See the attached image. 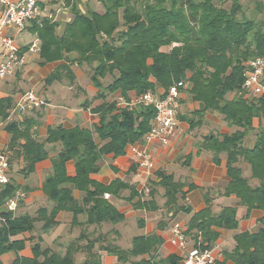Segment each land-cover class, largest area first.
<instances>
[{
    "label": "trees",
    "instance_id": "obj_1",
    "mask_svg": "<svg viewBox=\"0 0 264 264\" xmlns=\"http://www.w3.org/2000/svg\"><path fill=\"white\" fill-rule=\"evenodd\" d=\"M76 1L63 0L65 7L72 8V18L60 35L55 34L53 22L45 19L32 22L41 41L42 62L71 57L78 63L94 64L91 78L95 86L101 87L99 78L110 74L112 82L102 88V92L119 90L123 96L132 90L137 95L146 91L156 93L159 88L164 94L174 82H185V92L200 104L194 113L216 112L229 126L236 127L229 133H209L200 142L215 161L220 153L226 155L229 182L224 193L238 198V204L245 208L244 216L253 209L264 213L263 127H258L251 145L243 142L247 132L254 128V119L264 117V95H250L252 99L248 100L246 95L237 94L243 90L245 62L264 56V20L243 16L241 0H98L103 10L89 8L85 13L76 8ZM223 1L229 4L224 6ZM249 1L253 4L252 12L257 15L264 12V0ZM56 76L57 71L48 80ZM228 93L235 95L230 99L226 97ZM98 95L103 96V93ZM12 104L10 98L0 99V119L7 117ZM93 111L100 114L95 131L104 141L101 145L96 144L86 130L58 126L48 129L44 142L28 137L22 146L20 155L26 161L23 172L28 173L46 157L45 143L59 141L62 145L51 158L52 170L43 184L44 193L54 203L49 218L45 209L38 213L44 220V229L54 224L55 212L72 202V187L84 193L82 207H75L73 211L85 212L86 223L115 224L124 218L103 194L112 191L117 194L126 184L114 180L104 185L91 175L97 173L102 155L123 154L127 145L142 141L153 120L154 108L140 104L132 108L116 107L115 101H105ZM16 126L15 123L7 126L12 142L20 137ZM70 159L75 161L72 177L66 175V162ZM240 160L249 165L250 176H243L236 165ZM251 179L257 183H251ZM159 182L165 190L166 205L174 206L177 195L182 193L181 185L164 174ZM17 187L11 179L0 185V206ZM131 193L134 196L136 192ZM153 201L143 202L141 206L149 207ZM238 220L236 206H224L217 214L204 207L192 214L184 231L193 245L209 246L218 236L213 227L234 229ZM33 223L34 219L27 215L13 216L10 211L0 210V264H4L3 254L17 253L24 248V238L20 235L30 231ZM258 223L255 231L237 233L234 246L222 250V258L216 259L214 264H264V214ZM81 238L86 239L84 245L71 242L63 255L33 243L31 256L17 255L9 264H74L73 256L79 250L86 253L82 264H101L98 253L93 251L98 240L87 234H82ZM161 242L162 236L149 234L134 237L127 250L112 242L99 248L121 263L153 264V253ZM142 255L147 258L142 257L139 262L131 260ZM157 263L177 264V260L170 255Z\"/></svg>",
    "mask_w": 264,
    "mask_h": 264
},
{
    "label": "crops",
    "instance_id": "obj_2",
    "mask_svg": "<svg viewBox=\"0 0 264 264\" xmlns=\"http://www.w3.org/2000/svg\"><path fill=\"white\" fill-rule=\"evenodd\" d=\"M75 6L85 13L89 8L102 7V4L98 0L91 2L77 0ZM41 7L44 14L42 19L56 24L54 32L60 35L65 24L72 18V8L65 7L63 0H45L41 3ZM3 13L4 5L0 1V17ZM5 33L14 37L24 55V63L13 74L0 77V99L7 97L13 103L7 117L0 119V153L5 152L8 156L10 179L18 185L17 189L26 194L12 214L13 216L27 215L34 219V223L30 231H24L20 235L24 238V248L17 253L7 252L1 256L4 264H9L17 255L31 256L33 243L63 255L71 242L77 241L80 245H84L86 239L81 238L82 234L98 240L93 245V251L98 253L101 264H132L130 261L121 263L114 255L100 250L99 247L104 246L108 239L121 249L127 250L132 245L134 237L149 234L162 236V242L152 256L155 262L153 264H160L157 263L159 260L170 255L176 258L178 264L183 249L169 242L171 225L178 221L184 228L192 214L204 207H209L214 214H217L224 206L237 207L239 220L236 228L213 227L218 233L212 243L218 248L217 259L222 258V250H230L234 246V236L237 233L252 232L258 228V221L263 216V211L253 209L244 216L245 208L238 204V198L234 194L224 193L229 182L225 153H220L218 161H215L212 153L204 149L200 143L209 133H229L236 127L229 126L216 112L207 111L202 115L194 113V110L199 109L200 104L193 101L183 89L177 108L178 125L175 135L168 145H163L159 141L148 145L152 155V165L148 170L143 172L137 168V158L130 151L131 146H143L142 138V141L127 145L123 154L102 155L97 173L91 175L104 185L114 180L126 184V187L120 189L117 194L114 191L105 192L108 193L106 199L114 203L118 211L123 213L124 218L115 224L86 223L85 212L73 211L75 207H82L84 193L72 187L70 191L72 202L67 203L66 208L55 212L54 224L49 229H44V220L39 218L38 213L45 209L46 216L49 218L54 203L44 193L43 184L52 170L51 158L61 150L62 145L59 141L45 143L46 157L38 161L32 171L24 173L26 161L20 155V151L25 144V139L29 137L32 140L44 142L48 129L60 126L66 129L86 130L92 134L94 142L101 145L104 141L95 131L100 114L94 112L93 108L105 101L110 103L116 101L123 95L119 90L102 92V88L112 82L113 78L110 74L99 78L101 87L95 86L91 78L94 64L78 63L71 57L69 60L62 57L42 62L41 41L32 22L27 23L21 31L7 28ZM19 38L29 39L20 42ZM33 44L36 49L30 51L29 47ZM4 58L5 52L0 46V63ZM67 69L70 73H67ZM56 71L57 76L48 80ZM28 90H34L45 96L47 104L26 111L13 109L18 96ZM100 92L103 96L99 97ZM162 92L159 88L156 93L162 95ZM136 95L132 90L123 97L129 99ZM256 122L258 125L257 119ZM10 123L17 124L16 133L20 137H17L15 142L11 141L12 133L7 130ZM149 123L152 124V119ZM236 165L241 168L243 176H250L248 164L238 161ZM162 174L172 176L173 180L181 185L182 193L177 195L174 206L166 205L165 190L159 182ZM66 175L68 177L75 175L73 159L66 162ZM132 191L136 192L134 196ZM152 199L154 201L149 207L141 206L143 202ZM0 210H5L3 204ZM36 227L37 231H35ZM34 237L36 239L32 242ZM188 242L191 244L190 241ZM85 257L86 253L79 250L73 256L74 264H82ZM142 257L147 258L146 255H142L133 257L131 260L139 262Z\"/></svg>",
    "mask_w": 264,
    "mask_h": 264
},
{
    "label": "built area",
    "instance_id": "obj_3",
    "mask_svg": "<svg viewBox=\"0 0 264 264\" xmlns=\"http://www.w3.org/2000/svg\"><path fill=\"white\" fill-rule=\"evenodd\" d=\"M4 5V13L0 17V46L5 52V58L0 63V77L11 75L24 63V55L16 44L14 37L5 33V29L13 28L21 31L29 22H40L44 16L41 3L45 0H0ZM36 49L35 44L29 47L30 51ZM185 82H174L167 91L158 95L146 91L132 98L123 96L115 101L116 107H135L140 104L154 108V117L149 130L143 135V146L130 147V151L137 158V168L145 172L152 165V155L148 149L154 141L168 145L175 135L178 125L177 108ZM242 89L248 95H264V56H255L244 64ZM47 104L45 96L34 90H28L18 96L13 106L16 110L37 109ZM9 160L5 152L0 153V185L10 182ZM25 192L15 190L12 196L3 203L6 211H15ZM108 193H104V198ZM3 220V219H2ZM182 224L178 221L172 223L169 242L183 249L178 264H214L217 259L216 245L195 246L189 244Z\"/></svg>",
    "mask_w": 264,
    "mask_h": 264
},
{
    "label": "rangeland",
    "instance_id": "obj_4",
    "mask_svg": "<svg viewBox=\"0 0 264 264\" xmlns=\"http://www.w3.org/2000/svg\"><path fill=\"white\" fill-rule=\"evenodd\" d=\"M89 1L91 2L92 0H89ZM219 1H221V0H219ZM221 3H222L224 6H227V5L229 4L228 1H226V2L223 1V2H221ZM240 3H241V5H242V11H243V14H244V15L242 14L243 16L250 17V18H255V19L262 18V19L264 20V12H263L261 15H257L256 13L252 12L251 8L253 7V4H252L251 1H249V0H241ZM95 10H97V11H102L103 9H102L101 6H98V7H95ZM240 16H241V15L239 14V18H240ZM27 39H29V38H25V39H23V40H21V39L19 38V41H20V42H23V41H25V40H27ZM20 42H19V43H20ZM235 93H237V91H236ZM235 93H228V94L226 95V97L231 99V98L234 97ZM237 94H238V95H239V94H243L244 96L246 95L247 98H248V100H251V99H252V97H249L250 95H248L247 93H245L243 90H241V91L238 92ZM254 120H255V121H254V125H253L254 128H251V129L247 132V136H245V137L243 138V142H244L245 145L252 143L253 138H254V134H255V132L257 131L258 127H261L262 125H264V117L261 118L260 120L257 119L258 122H259L258 125H257L256 119H254ZM263 129H264V127H263ZM240 162H243V161L240 160ZM250 182L253 183V184H256V183H257V180H251ZM35 231H37V227H36V230H35ZM35 239H36V237H34V240H32V242H34ZM108 242H111V241L108 239Z\"/></svg>",
    "mask_w": 264,
    "mask_h": 264
}]
</instances>
